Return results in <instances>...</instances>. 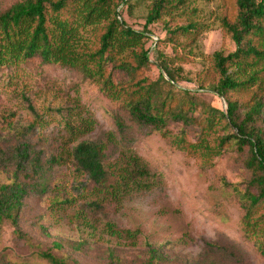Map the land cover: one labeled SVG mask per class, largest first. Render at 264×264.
<instances>
[{
	"label": "rangeland",
	"instance_id": "1",
	"mask_svg": "<svg viewBox=\"0 0 264 264\" xmlns=\"http://www.w3.org/2000/svg\"><path fill=\"white\" fill-rule=\"evenodd\" d=\"M19 1L0 0V13ZM151 3L152 0H131L125 24L141 31ZM233 3L234 0H187L151 25L148 29L152 40L146 46L150 48L152 64L147 74H158L156 52L173 54L169 45L153 44L156 39H165L167 26L197 21L203 29L193 44L179 38L184 48L178 52L189 62L180 65L183 71L177 87L193 91L200 108L226 110L224 100L211 90L197 91L194 79L196 73L210 67L214 52L235 50L220 25L221 17L231 11ZM79 36L82 49H97L93 26L80 27ZM119 78L115 76L116 80ZM27 101L41 118L28 138L36 149L45 151L43 159L89 140L103 143L107 159L116 167L125 164L128 152L135 154L152 177L146 181L150 185L147 191L117 203L105 202L104 210L93 212L87 202L100 200L101 196L78 186L74 167L65 159L60 166L50 169L47 190L31 193L24 200L19 226L29 243L15 237L8 223L1 225V258L6 257L10 264H48L37 252L50 251L67 256L69 264H146L149 248H153L163 258L160 264H264V256L243 237L240 226L244 210L230 187L243 191L251 178L246 148L241 153L235 145L226 147L204 166L200 155H189L171 144L182 129L188 141L197 144V125L184 127L172 122L168 137H162L131 121L124 111L119 112L127 125L122 135L113 121L115 107L95 86L84 82L73 69L42 65L39 59L0 71L2 148L16 144L21 132L34 121ZM66 121L73 126L74 133H69ZM90 121L92 124L85 129L83 125ZM253 124L264 136V114ZM229 132L233 129L223 131L217 125L204 142L215 149L218 139ZM7 176L0 171V183ZM62 202L65 203L61 205ZM126 232L138 234L129 237ZM54 243L61 248L55 250Z\"/></svg>",
	"mask_w": 264,
	"mask_h": 264
},
{
	"label": "trees",
	"instance_id": "2",
	"mask_svg": "<svg viewBox=\"0 0 264 264\" xmlns=\"http://www.w3.org/2000/svg\"><path fill=\"white\" fill-rule=\"evenodd\" d=\"M186 1L152 0L142 30L136 31L124 19L131 0H21L0 13V71L33 59H39L42 65L77 71L84 82L95 86L115 107L112 117L122 135L127 125L120 111L162 137H168L172 122L184 127L197 125V144L188 141L185 129L172 138L171 144L189 155H200L204 166L226 147L235 145L241 153L246 148L251 178L243 191L230 187L244 210L240 226L243 237L264 256V136L253 124L264 114V0H234L231 11L221 17L220 25L235 50L214 52L210 67L195 74L197 91L214 92L224 100V111L200 108L193 91L177 87L183 71L180 65L189 62L178 52L184 48L179 38L193 44L203 29L197 21L167 26L165 39H156L153 44H167L173 54L156 52L158 74H147L152 64L150 48L146 46L152 40L148 28ZM86 26H93L98 45L91 52L79 44V28ZM116 75L121 78L116 80ZM27 109L34 121L11 148L0 146V171L8 175L0 183V227L8 223L15 237L29 243L19 226L24 200L31 193H44L50 169L60 166L65 159L74 167L78 186L101 196L100 200L87 202L93 212L104 210L105 202L117 203L150 188L146 181L152 175L138 156L128 152L125 164L116 167L107 159L106 146L100 142L83 140L69 151L62 149L43 159L45 151L36 149L28 138L41 118L29 101ZM64 124L70 134L74 133L71 124ZM91 124L90 121L83 126L88 129ZM217 125L223 131L231 128L233 132L223 134L215 149L208 148L205 136ZM126 234L136 237L138 232ZM53 248L59 250L61 245L54 243ZM149 252L146 264L162 262L157 250L149 248ZM37 255L48 264H69L65 255L50 251H38ZM111 259L114 261L113 256ZM0 264L10 262L0 257Z\"/></svg>",
	"mask_w": 264,
	"mask_h": 264
}]
</instances>
